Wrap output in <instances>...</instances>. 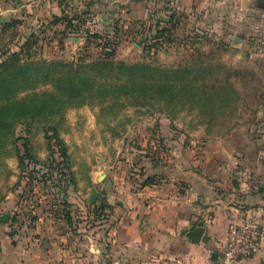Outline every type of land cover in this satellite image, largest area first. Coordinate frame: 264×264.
Here are the masks:
<instances>
[{
	"label": "rangeland",
	"instance_id": "374dc122",
	"mask_svg": "<svg viewBox=\"0 0 264 264\" xmlns=\"http://www.w3.org/2000/svg\"><path fill=\"white\" fill-rule=\"evenodd\" d=\"M108 53L116 63L189 67L180 76L205 84L217 103L160 107L121 91L23 113L12 132L0 126V213L11 214L0 251L15 250L16 264H174L143 256V185L161 182L174 161L214 174L225 190L264 187V9L256 0H0V63L13 62L2 75L31 61L34 78L42 61ZM59 68H42L40 81L13 97H27L36 112L48 93L50 110L60 90L44 74ZM211 255L206 264H246Z\"/></svg>",
	"mask_w": 264,
	"mask_h": 264
},
{
	"label": "crops",
	"instance_id": "0c3cea01",
	"mask_svg": "<svg viewBox=\"0 0 264 264\" xmlns=\"http://www.w3.org/2000/svg\"><path fill=\"white\" fill-rule=\"evenodd\" d=\"M214 177V174L174 161L165 170L161 182L143 186V256L173 259L174 264L187 260L191 264H206L207 251L212 252L215 260L222 255L232 221L251 217L264 227V187L236 193L232 185L227 190L215 186ZM207 209L213 214L208 222L203 219ZM2 224L0 222V243L5 246L6 227ZM198 225L205 226L208 241L194 243L188 236ZM215 247L220 253L212 251ZM14 251L4 247L0 251L1 264H16ZM263 256L264 237L258 252L242 260L253 264L261 262Z\"/></svg>",
	"mask_w": 264,
	"mask_h": 264
},
{
	"label": "trees",
	"instance_id": "16d2710c",
	"mask_svg": "<svg viewBox=\"0 0 264 264\" xmlns=\"http://www.w3.org/2000/svg\"><path fill=\"white\" fill-rule=\"evenodd\" d=\"M86 13L88 11L84 10L82 14ZM77 17L78 14L76 13L74 18ZM69 20L71 22L74 21V19ZM70 21L69 23H71ZM9 64H13V62H2L0 63V68H7L10 66ZM39 64V68H36L39 72L34 73V78H32V72H30L33 65L31 61L17 65L14 72L9 75H2L0 72V89L6 92V96L0 93V126L9 131L13 130L15 124L22 120L21 115L23 113L24 117L29 118L44 111H49L50 113L59 111L66 104H85L90 99L106 102L109 100L111 93L118 97L121 91L131 94L133 97L138 93V96L143 97L145 104L150 102L158 103V105L159 103H167L165 105L168 106L172 102L175 103L177 99H179L180 103H188V101L194 103L196 97L198 101L203 99L204 103H217L214 96L208 94L206 86L204 87L205 84L197 83L194 80L189 83L180 76V72L185 74L190 72L191 69L189 67L165 68L151 63L129 64L124 61L116 63L111 57V53L92 62L83 61L75 64L45 60ZM56 65H60V68L54 71H47L43 79L45 82H53L55 87L60 90V93L57 91L59 94L54 95L56 100L52 104L53 108L50 110L46 109L48 95L50 94L45 93L44 98L46 100L41 99L36 103V109H40L36 112H28L30 106L27 103V97L14 98L13 94H15L17 88L18 90H25L31 88L35 82L40 81L38 76L42 73L40 72L42 68H50ZM108 75L116 79H122L123 82L121 84L112 83L113 81H109ZM217 94L220 96L218 92ZM42 95L35 93L30 97L34 100L42 98ZM58 103L60 106H57ZM65 153V150L62 151L63 155Z\"/></svg>",
	"mask_w": 264,
	"mask_h": 264
},
{
	"label": "built area",
	"instance_id": "2783aa9c",
	"mask_svg": "<svg viewBox=\"0 0 264 264\" xmlns=\"http://www.w3.org/2000/svg\"><path fill=\"white\" fill-rule=\"evenodd\" d=\"M212 215V211L207 209L203 216L204 221H211ZM263 237L264 229L257 221L251 218L232 221L222 249L223 257L232 261L252 257L260 249Z\"/></svg>",
	"mask_w": 264,
	"mask_h": 264
},
{
	"label": "water",
	"instance_id": "95a60500",
	"mask_svg": "<svg viewBox=\"0 0 264 264\" xmlns=\"http://www.w3.org/2000/svg\"><path fill=\"white\" fill-rule=\"evenodd\" d=\"M257 5L260 6L261 8H264V0H257ZM10 213H4L0 214V222H6L10 218ZM188 236H190L192 242L194 243H199L200 241H208L209 236L205 234V226L203 225H198L194 227L192 230L188 232ZM214 257L216 256V253L213 255Z\"/></svg>",
	"mask_w": 264,
	"mask_h": 264
}]
</instances>
